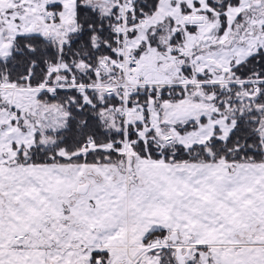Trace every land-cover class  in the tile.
<instances>
[{"label":"snow or ice","instance_id":"1","mask_svg":"<svg viewBox=\"0 0 264 264\" xmlns=\"http://www.w3.org/2000/svg\"><path fill=\"white\" fill-rule=\"evenodd\" d=\"M0 264H264V0H0Z\"/></svg>","mask_w":264,"mask_h":264}]
</instances>
